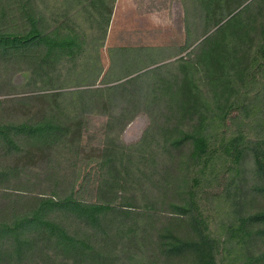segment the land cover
Listing matches in <instances>:
<instances>
[{"label": "trees", "instance_id": "1", "mask_svg": "<svg viewBox=\"0 0 264 264\" xmlns=\"http://www.w3.org/2000/svg\"><path fill=\"white\" fill-rule=\"evenodd\" d=\"M184 1L216 28L186 54L112 47L99 82L116 0H0V75L52 89L0 99V264H221L232 240L264 264V206L219 232L203 195L228 165L264 188V0Z\"/></svg>", "mask_w": 264, "mask_h": 264}, {"label": "rangeland", "instance_id": "2", "mask_svg": "<svg viewBox=\"0 0 264 264\" xmlns=\"http://www.w3.org/2000/svg\"><path fill=\"white\" fill-rule=\"evenodd\" d=\"M188 18H191L189 22ZM215 28L212 21L205 22L204 20L202 23L199 16L190 13L184 0H116L105 43L103 46H99L104 66V72L99 77V82L110 67V49L112 47L152 46L162 49L176 44H184L190 39L192 46L185 52L186 54ZM89 34L91 35L92 32ZM75 75L76 79L70 77L68 80L70 87H75L87 80V75L84 73ZM252 83L254 84V82ZM252 83L248 86V90L253 87ZM39 88L41 87L37 84H29L16 69L0 75L1 100L33 94L37 91L49 92L52 90H36ZM7 104L6 106H8ZM106 119L107 117L103 115L93 117L94 126L89 131L88 138L90 133L96 134L103 127ZM150 121L147 113L142 112L137 115L123 130L122 141L128 144L137 142L149 126ZM6 161L0 157V164L6 163ZM36 170L34 168L28 170L30 172L25 173L23 177L30 179L31 174L35 175ZM228 170L229 165L217 170L210 177L211 180L203 193L209 201V205L206 202L205 206L208 217L216 227L220 228L219 232H222L224 225L232 223L233 220L229 217V212L239 208L237 202L247 200L246 204L254 208L264 206V188L261 191L255 190L253 188L255 181L251 176L242 175L235 180L234 175ZM21 182V186L32 189L36 181ZM31 193L35 194L33 190ZM223 235V237L226 236V234ZM239 248L241 247L237 242L232 240V243L223 250L222 258H220L221 264H247L248 258L240 256L242 254L239 253Z\"/></svg>", "mask_w": 264, "mask_h": 264}]
</instances>
